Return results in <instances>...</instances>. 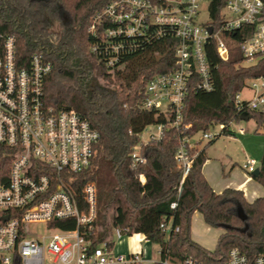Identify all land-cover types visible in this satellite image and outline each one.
<instances>
[{
	"label": "trees",
	"instance_id": "trees-1",
	"mask_svg": "<svg viewBox=\"0 0 264 264\" xmlns=\"http://www.w3.org/2000/svg\"><path fill=\"white\" fill-rule=\"evenodd\" d=\"M112 0H0V55L4 40L15 39V62L27 67L33 55H42L51 71L43 82V99L55 109L73 110L99 133L91 166L74 176L72 188L82 203L81 190L87 183L96 187V213L80 234L97 247L113 244L114 230L123 235L141 234L160 248V261L153 264H180L189 257L203 264H222L228 252L237 249L249 259L264 256V195L249 203L241 190L226 188L216 193L205 179L202 168L207 160L204 150L196 153L187 176L177 168L176 151L180 132L192 137L214 125H227L238 119L229 107L245 80L264 75V60L248 67L234 50L223 61L215 43L206 46L211 68L212 90L194 91L184 100L179 130L167 127V119L140 105L146 82L155 75L175 68V41L162 39L136 51L114 69H107L90 52L92 37L88 29L97 14ZM225 0H210L208 11L214 25L220 23ZM52 18L58 29L52 28ZM242 30L235 39L241 40ZM173 117H169L171 121ZM261 125L262 116L252 114ZM250 118V119H251ZM162 124L159 141H149L140 149L145 164L131 166L130 153L141 142L140 134L149 125ZM222 135L233 133L224 127ZM220 134V135H221ZM0 155V163L4 160ZM7 165V160L5 162ZM259 176L253 178L264 188V153ZM2 172V171H1ZM7 176V171L3 173ZM143 176L144 184L139 181ZM6 177H0V183ZM176 202L174 209L170 204ZM246 216L241 221L236 208ZM85 209V205H84ZM197 212L211 228L222 229L214 250L209 251L190 238L191 218ZM171 223L166 235L160 224ZM63 230L75 229L74 221L55 223ZM178 227L179 231L174 232Z\"/></svg>",
	"mask_w": 264,
	"mask_h": 264
},
{
	"label": "built area",
	"instance_id": "built-area-1",
	"mask_svg": "<svg viewBox=\"0 0 264 264\" xmlns=\"http://www.w3.org/2000/svg\"><path fill=\"white\" fill-rule=\"evenodd\" d=\"M210 0H112L94 17L88 32L92 37L90 52L102 59L107 69H114L130 54L162 39L175 41V68L155 75L144 87L141 109L154 111L167 119V127L179 130L181 112L190 86L194 91L212 90L211 68L206 46L211 41L221 60H228L236 50L244 61L264 60V0H225L220 23L214 25L208 6ZM206 15L207 21L202 15ZM228 14L229 17H226ZM208 28H211L209 33ZM242 30V39H235ZM225 40V41H224ZM0 55V264H153L145 251L115 254L105 243L91 247L79 232L90 225L96 213V187L90 182L81 190L82 203L74 195V176L91 166L99 133L73 110L55 109L43 99V82L51 65L42 55L31 57L27 67L15 62V39L4 40ZM255 63V64H256ZM251 97L243 99L245 83ZM232 103L238 119L219 125L222 131L241 121L243 115L262 116L264 126V75L245 80ZM169 117H173L169 120ZM215 126V125H214ZM213 127V126H211ZM210 127V128H211ZM161 139L164 129L156 125ZM189 126L184 127V131ZM209 128V129H210ZM238 130H241L238 128ZM180 132L175 159L184 179L192 165L199 142ZM209 131V130H208ZM208 131L201 140H215L220 134ZM230 131V130H229ZM233 133V132H232ZM141 140V139H140ZM148 141V142H149ZM142 141L130 153L131 166L145 164L140 149ZM250 159L244 166L251 175L257 168ZM2 171V172H1ZM7 171L4 175L3 173ZM139 181L144 184L143 176ZM85 205V209H84ZM176 202L170 208L176 207ZM74 221L75 229L63 230L55 223ZM44 225L52 232L37 237L30 226ZM166 235L171 223L160 224ZM178 227L174 232H178ZM114 236H123L119 229ZM145 239V238H143ZM141 239V240H143ZM161 254L160 248L158 251ZM159 262V261H158ZM163 264H170L167 260ZM180 264H203L185 258ZM222 264H264L263 254L249 259L237 249L228 252Z\"/></svg>",
	"mask_w": 264,
	"mask_h": 264
},
{
	"label": "rangeland",
	"instance_id": "rangeland-1",
	"mask_svg": "<svg viewBox=\"0 0 264 264\" xmlns=\"http://www.w3.org/2000/svg\"><path fill=\"white\" fill-rule=\"evenodd\" d=\"M229 17L228 14H225ZM203 20L207 21L206 15H202ZM52 28L58 29V22L52 18ZM225 41V40H224ZM255 60L243 61L240 66L248 67L254 65ZM250 82L245 83V88L241 91L240 97L243 99L250 98L251 92L248 87ZM241 129V130H238ZM221 127L215 125L209 129V133L213 135H219ZM229 130L233 132L232 135H219L215 140H201L202 133L198 132L194 135L192 141L199 142L197 144L198 151L204 150L207 157V163L205 170L210 182L217 186L218 189L227 186H240L247 193L251 190H257L261 192L262 186L247 174L244 170V166L247 161L253 159L255 161V168H259L261 157L264 153V126L259 125L253 118L248 120H241L234 122L229 126ZM158 134L156 125H149L140 134V139L143 143L148 142L152 137H156ZM196 215L191 218V235L194 240L202 245L203 248L213 250L215 248V242L217 236L221 233L220 229L214 228L211 232L205 233L203 230V224L197 222ZM194 213V214H195ZM193 214V215H194ZM192 215V216H193ZM195 219V220H194ZM193 225V226H192ZM30 233L36 234L39 238L45 234L52 232L47 231L44 225L30 226ZM136 235H132L129 238L131 242L135 241ZM138 240V239H137ZM117 238L115 237V242ZM139 241V240H138ZM141 241V240H140ZM147 246V253L149 260L153 262L160 261L161 257L158 253L159 246L151 243H144Z\"/></svg>",
	"mask_w": 264,
	"mask_h": 264
},
{
	"label": "crops",
	"instance_id": "crops-1",
	"mask_svg": "<svg viewBox=\"0 0 264 264\" xmlns=\"http://www.w3.org/2000/svg\"><path fill=\"white\" fill-rule=\"evenodd\" d=\"M206 163H207V160L206 162L204 163L203 165V168H202V173L205 177V179L207 180V182L209 183V185L211 186V188L216 192V193H221L224 189L226 188H232V189H237V190H241L243 192V195H244V198L247 202L251 203L253 202L255 199L259 198V197H262L264 195V188L262 187V190L261 192L257 191V190H251V192L247 193L246 191H244L243 188H241L240 186H227V187H224V188H220L218 189L217 186H214L211 182H210V179L208 178L207 176V173H206V170H205V166H206ZM199 214V213H197ZM196 215V213L192 216V219L193 217ZM195 220V219H194ZM196 220L197 222H201V225L203 224V230L205 233H209L212 231V229L214 228H211L209 226H207L203 219H202V216L199 214L197 217H196ZM193 220H191L192 222ZM192 224V223H191ZM193 226V225H192ZM192 228V227H191ZM218 229V228H217ZM221 233H223L222 229H220ZM191 230H190V238L193 242H195L196 244H198L199 246L202 247V245L200 243H198L196 240H194L192 238V235H191ZM220 234L217 236L216 238V242H217V239L218 237L220 236ZM133 235H136V239L135 241L131 242L132 239L129 238L130 236H127V235H123L122 237L120 238H117V241L115 242V236L113 235V244L111 246V249H112V252L115 253V254H129V253H132V252H135V251H139V250H144L145 253H146V259L149 260L148 258V253H147V246L146 244L144 243H150L148 242L147 240L143 239L144 236L141 235V234H133ZM139 241H138V240ZM143 239V240H141ZM141 240V241H140ZM216 242H215V245H216ZM203 248V247H202ZM206 250H209L207 248H204ZM214 250V249H213ZM209 251H212V250H209Z\"/></svg>",
	"mask_w": 264,
	"mask_h": 264
},
{
	"label": "water",
	"instance_id": "water-1",
	"mask_svg": "<svg viewBox=\"0 0 264 264\" xmlns=\"http://www.w3.org/2000/svg\"><path fill=\"white\" fill-rule=\"evenodd\" d=\"M211 28H208V31H209V33H211ZM229 107L230 108H232V104H229ZM241 119L242 120H248L249 119V117H248V115H243L242 117H241ZM259 168H257L252 174H251V176H252V178H257L258 176H259ZM236 215L238 216V218L241 220V221H244L245 219H246V216H245V214H244V212H243V209H242V207L241 206H238L237 208H236Z\"/></svg>",
	"mask_w": 264,
	"mask_h": 264
}]
</instances>
